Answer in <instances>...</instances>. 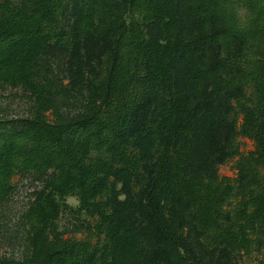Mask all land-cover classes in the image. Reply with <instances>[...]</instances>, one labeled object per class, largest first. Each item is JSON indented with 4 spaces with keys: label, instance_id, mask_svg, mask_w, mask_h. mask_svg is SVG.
<instances>
[{
    "label": "trees",
    "instance_id": "trees-1",
    "mask_svg": "<svg viewBox=\"0 0 264 264\" xmlns=\"http://www.w3.org/2000/svg\"><path fill=\"white\" fill-rule=\"evenodd\" d=\"M29 1L0 3V79L35 103L24 125L0 121V200L24 172L49 180L29 257L0 264H203L186 222L205 250L264 264V0ZM93 38L108 42L95 106L65 119L49 50ZM230 159L235 177L219 173ZM69 197L92 220L84 238L54 229Z\"/></svg>",
    "mask_w": 264,
    "mask_h": 264
},
{
    "label": "rangeland",
    "instance_id": "rangeland-1",
    "mask_svg": "<svg viewBox=\"0 0 264 264\" xmlns=\"http://www.w3.org/2000/svg\"><path fill=\"white\" fill-rule=\"evenodd\" d=\"M27 9L29 0H0ZM77 7H70L62 25L74 31ZM108 42L102 38L82 40L77 44L76 52L52 48L47 59L51 62L55 78L54 99L58 113L65 119H72L88 112L95 106V92L89 82L90 70L96 65L100 50ZM35 113L34 98L19 85H11L0 79V121H9L24 125ZM51 117H53L51 115ZM241 151L248 152L254 148L248 138H239ZM235 159L220 161L219 173L235 177ZM49 174L36 175L24 172L14 179V190L6 200H0V257L23 259L31 253V238L26 226L29 210L35 205L46 187ZM72 209L59 213L54 229L64 237L84 238L92 225L91 218L79 213V201L69 197ZM187 239L194 247L203 264H260L256 258L243 254H233L221 250H205L200 241V234L189 222L185 225Z\"/></svg>",
    "mask_w": 264,
    "mask_h": 264
}]
</instances>
